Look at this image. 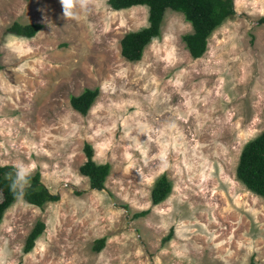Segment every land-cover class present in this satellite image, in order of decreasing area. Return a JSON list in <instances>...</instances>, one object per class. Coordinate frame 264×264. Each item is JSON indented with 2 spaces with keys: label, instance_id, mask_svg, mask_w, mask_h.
<instances>
[{
  "label": "rangeland",
  "instance_id": "1",
  "mask_svg": "<svg viewBox=\"0 0 264 264\" xmlns=\"http://www.w3.org/2000/svg\"><path fill=\"white\" fill-rule=\"evenodd\" d=\"M234 10L193 59L181 40L190 24L167 9L130 62L120 39L147 24L146 6L98 0L65 18L60 0H0V165L32 166L59 196L4 212L8 264H264V200L235 176L242 146L264 131V0ZM15 21L43 27L20 37L6 32ZM85 88L99 93L81 115L69 98ZM86 142L110 164L100 190L78 170ZM163 173L172 189L152 205ZM37 220L45 229L24 253Z\"/></svg>",
  "mask_w": 264,
  "mask_h": 264
},
{
  "label": "trees",
  "instance_id": "2",
  "mask_svg": "<svg viewBox=\"0 0 264 264\" xmlns=\"http://www.w3.org/2000/svg\"><path fill=\"white\" fill-rule=\"evenodd\" d=\"M113 10L128 9L134 6H146L148 10L147 24L137 30L126 32L120 39V54L130 62L139 61L146 46L161 35V25L166 10L179 12L191 26V32L181 36L184 46L193 59L202 57L207 50L208 38L213 31L226 19L235 14L234 0H107ZM264 23V16L259 18ZM43 25L41 23L21 24L13 22L6 28V32L25 38L33 37ZM1 68V67H0ZM99 93L98 88H85L78 95L69 98L71 107L86 115ZM83 153L85 161L79 166V173L86 176L92 189L104 188L105 180L110 171L109 163H96L93 160V148L89 143H84ZM14 171L11 165H0V223L4 212L16 201L9 191V181L5 173ZM40 172L35 171L32 177V186L27 189L24 201L28 204L42 208L47 202L59 200L58 194L51 193L40 180ZM235 176L247 190L264 200V131L242 146L235 167ZM172 189L171 181L166 174L159 175L153 183L150 192L152 205L162 202ZM148 210H142L134 216H144ZM45 224L37 220L28 233L23 252L32 250L35 240L42 234ZM172 234L170 229L162 242L167 241ZM105 243V238L94 240L93 249L100 251ZM247 264H256L253 256Z\"/></svg>",
  "mask_w": 264,
  "mask_h": 264
},
{
  "label": "clouds",
  "instance_id": "3",
  "mask_svg": "<svg viewBox=\"0 0 264 264\" xmlns=\"http://www.w3.org/2000/svg\"><path fill=\"white\" fill-rule=\"evenodd\" d=\"M97 3L98 0H60L65 18H75L77 10L86 11ZM34 171L32 166L22 163L15 166L14 171L5 173V178L9 181V191L17 201H23L27 189L32 186ZM9 257V249L0 247V264H8Z\"/></svg>",
  "mask_w": 264,
  "mask_h": 264
},
{
  "label": "water",
  "instance_id": "4",
  "mask_svg": "<svg viewBox=\"0 0 264 264\" xmlns=\"http://www.w3.org/2000/svg\"><path fill=\"white\" fill-rule=\"evenodd\" d=\"M98 190H100V189H98Z\"/></svg>",
  "mask_w": 264,
  "mask_h": 264
}]
</instances>
